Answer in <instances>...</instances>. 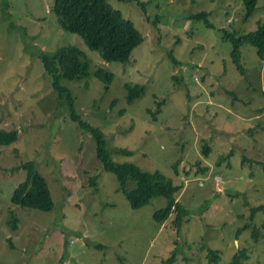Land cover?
Returning <instances> with one entry per match:
<instances>
[{
    "label": "rangeland",
    "instance_id": "obj_1",
    "mask_svg": "<svg viewBox=\"0 0 264 264\" xmlns=\"http://www.w3.org/2000/svg\"><path fill=\"white\" fill-rule=\"evenodd\" d=\"M53 1L0 0V128L17 130L0 146V264H160L172 251L173 264H207V248L219 251L217 264H228L239 249L244 264H264V211L236 235L250 208L264 202V60L243 42L241 75L226 36L264 20V0L246 20L243 0H142L151 20L136 0H109L144 35L126 63L102 60L64 29ZM201 10L213 25L188 17ZM68 43L86 53L91 72L115 74L107 90L93 76L63 81L75 111L104 131L111 150L133 151H112L115 160L159 170L181 186L175 198L188 213L179 231L175 210L163 222L153 218L164 196L132 207L96 158L90 133L52 88L38 54ZM127 82L146 88L132 104ZM29 160L48 183L49 210L10 201L25 178L20 164Z\"/></svg>",
    "mask_w": 264,
    "mask_h": 264
},
{
    "label": "trees",
    "instance_id": "obj_2",
    "mask_svg": "<svg viewBox=\"0 0 264 264\" xmlns=\"http://www.w3.org/2000/svg\"><path fill=\"white\" fill-rule=\"evenodd\" d=\"M143 10L144 17L151 20L142 0H136ZM257 0H243L244 13L243 20H246L256 7ZM5 5L7 2L5 1ZM52 10L56 15L59 24L66 30L75 32L82 41L92 51H96L100 58L106 62H128L135 48L143 41L142 30L135 22L124 15L121 9L115 7L109 0H54ZM189 18L203 19L207 26L213 23L207 18V11L201 10L188 14ZM226 36L231 43L229 52L231 61L241 75H245V68L241 63L240 46L243 42H249L255 46L258 58L264 60V20L258 21L257 26L249 31L239 30L226 31ZM45 72L51 79V86L57 92L60 99L66 103L69 114L75 120L77 126L88 131L95 142L96 158L102 168L114 173L119 182L118 189L122 191L130 204L134 208H139L149 202L156 195L166 198L163 206L153 211V218L158 222H163L170 213L175 210L174 223L179 231L182 217L188 213V209L175 198V193L179 191L180 185L166 177L159 170L149 171L142 169L134 162H120L112 157V151L131 156L133 151L126 148L111 150L108 147L104 131L96 125L77 114L71 91L63 81L87 80L89 76L96 77L104 83V89H108L115 74L107 71L103 67H97L90 71L91 60L86 53L72 43L58 46L53 51L42 50L38 54ZM168 56L175 64L178 63L172 52ZM127 102L134 101L145 92L144 84L126 83ZM157 102V108L161 106V101ZM123 111V110H122ZM155 116V113L154 115ZM17 138L16 129L0 128V146H8ZM203 152L206 155L208 147L204 145ZM264 167V163H262ZM25 170V178L17 184L11 192L10 201L23 207H33L41 210H49L54 202L44 176L36 168L34 161H26L20 164ZM175 169V166H173ZM91 184L94 185L93 178ZM135 183V186L130 183ZM258 210L264 211V202L250 208L249 219L236 230L238 235L243 228L252 225V220ZM17 218L13 215L8 219L11 229H15ZM252 235L256 238L258 227L253 225ZM103 248V244H99ZM207 264H217L220 257L216 249H206ZM247 254L244 249H239L233 254L228 264H244ZM176 260V251L164 258L160 264H173Z\"/></svg>",
    "mask_w": 264,
    "mask_h": 264
}]
</instances>
